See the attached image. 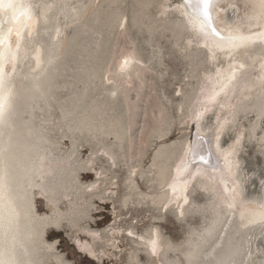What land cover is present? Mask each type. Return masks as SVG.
<instances>
[{
	"label": "bare ground",
	"instance_id": "6f19581e",
	"mask_svg": "<svg viewBox=\"0 0 264 264\" xmlns=\"http://www.w3.org/2000/svg\"><path fill=\"white\" fill-rule=\"evenodd\" d=\"M152 1L147 0V3ZM237 1L245 3V6L247 4V9L241 11ZM29 2L37 6L33 11L39 20L33 37L27 43L29 55L17 64L15 73H12L11 64L6 66V71L10 74L13 108L8 127L4 129V135L0 136V146L5 148L3 156L0 157V168L6 172L5 199L3 201L5 229L0 232V242L8 245L14 238L16 244L15 258L19 264H47L48 251L52 249V246L44 240L48 226L51 224L55 226L65 219V221L68 220L72 228L77 227L80 231L84 230L85 233L91 234L90 231L79 225V221L89 216L91 208L94 207L93 203L99 201L105 204L107 195H112V191H109L112 189L106 188L107 186L104 185H115V177L108 181L103 178L110 170L99 171L96 169L92 157L86 162L81 161L76 164L71 161V156L66 158L52 156L54 151L52 152L51 147L55 144L51 141L43 124L48 123L53 115V103H56L59 90L66 88L62 80L67 67L70 64H76L79 68L77 70H80L75 72V81L71 83L70 88L75 83L83 81L84 89L79 95L76 94L75 98L69 99L68 103V100L57 103V108H55L59 112L60 128H65L67 136L74 134L75 131L91 133L98 146L102 144L100 149L93 153V156L101 153L103 157L107 158V164L112 168L117 164L116 159L121 157L115 150V146L120 150L123 149V143L129 130L125 129L121 119L109 116L108 111H113V107L108 109L111 104L98 103L93 98L90 105L84 106L83 101L88 97L89 87L96 78L102 81L103 87L109 86L105 90L111 98L116 97L120 86L132 84L131 79L134 76L141 80L142 66H145L148 61L139 58L130 50L117 59L112 69H101V67L97 69L95 67L82 70L87 64L101 61L103 57L97 55L94 50L91 52L89 50L90 45H88L86 29L88 28L90 31L95 30V28L90 26V23L86 21L87 18L81 24L83 20L80 21L81 8L70 6L68 0H29ZM215 3L217 4L216 23L219 28L224 30L225 35L235 29H239L241 35L264 31V22L257 26L258 20L256 18L261 11L257 0H215ZM183 4L184 0H181L176 5V14L181 15V20L172 25H175L177 38L174 45L182 50L188 49V51L186 49L185 58L190 61L191 71L189 74L187 72L186 77L194 80V82H188L190 88L183 93V100L177 104V110L181 112L186 106L184 117L179 122L187 125V128L193 126L191 138L175 142L170 146H158L153 157L152 170H150L153 175L151 180L155 183L152 193H143L138 182V177L143 178L146 175V172L142 170V159L137 164H127L129 169L126 181L128 188L141 198L140 201H137L138 204L150 199L151 203L160 206L162 211L173 204L175 207L178 205V216L183 218L195 204L191 199V193L196 189L211 192L214 199H211L210 207L214 216L201 231L192 230L193 233L190 232L191 238L185 241L188 246H184V248H182V243L181 247L173 239L165 236L158 227H148L149 229L142 234L133 227L130 231L135 236L130 237L133 246L129 250L128 259L133 263L141 264L140 254L144 252L150 257L147 264H198L200 263L198 262L200 254L206 247H209L208 264H223L229 259L239 261L244 259L245 254L249 251H251L253 259L256 252L250 250L248 238L252 234H256V238L261 234L264 242V231L261 232L262 226L259 223L249 224L248 221L254 218L259 219V214L264 212V207H262L264 200L259 201L243 196L244 179L239 152L240 147L243 146L242 140L244 138L255 140L260 149H264V131L262 129V122L264 121V42L257 39L255 43L235 50L230 59L227 55L228 50L221 51L219 47L213 44L211 40H206L198 29L189 23ZM235 7V13L239 12V14L234 19L228 20L224 16V12L227 9L233 10ZM93 9L92 11H94ZM162 11V13H166L165 8ZM94 15L96 14L92 16ZM59 17L73 19L71 23L77 27L72 36L61 38L64 28L61 23L57 22ZM116 18L117 15H114L113 21L109 23L110 28L115 27ZM93 19L95 21L93 23H96L99 18L94 16ZM155 25H157L156 21L150 27L158 28ZM122 27H126L124 21L118 25V28ZM168 29L170 30V27ZM183 31L189 32V35L184 38V44L181 39ZM98 33L102 34V32ZM233 34L236 33L233 31ZM98 43L97 48H102ZM37 56L39 63H37ZM125 58H129L131 63L126 70L121 71V64ZM231 64L237 66L236 80L233 81L226 94L222 93L217 97L216 103L207 104L204 102L205 96L213 89L215 91L220 90L219 81L230 75ZM240 64H243L244 67L239 68ZM212 67H214L213 70H211ZM102 73L105 74L104 79L98 76ZM221 103L224 105L223 108L219 106ZM205 106L211 110L205 112L197 121L194 115L195 111ZM39 114L44 117L40 121L38 120ZM74 114H76L75 117H70ZM251 115L255 117L254 121L249 120ZM207 116L215 118V122L212 119L214 122L212 125H206V121L209 119ZM217 117H220V122L224 124L219 141L216 140L215 132ZM245 119L249 121V127L242 123ZM225 121L226 123H224ZM197 125H199V129H197ZM195 129L196 133L194 134ZM259 130L263 131V136H260ZM197 131L199 136L203 137L201 147L197 151L205 155L208 162L205 164L197 155L195 162L189 165L187 172L181 177V180H189L190 183L185 190L181 192L178 188L174 194L171 185L176 179V167L182 162L187 163L185 152L189 144L196 141ZM246 131L248 132L247 135H245ZM229 132H233L235 137L231 145L224 147L223 141ZM165 133L162 125H160L152 137L156 141H160L168 135ZM65 134L64 136L67 137ZM131 137H133V133ZM108 138L113 139L114 142L105 144ZM225 153H231V172L225 166ZM71 155L73 156L74 153ZM89 173L96 175V181L86 185L78 176ZM75 181L76 183L72 186ZM225 185L229 189L228 192L225 191ZM233 187L236 189L234 194L231 193ZM36 193L44 195L48 205L53 207L51 208L52 217L41 216L37 213L34 208V195ZM132 195H126L123 199L125 205L132 199ZM71 196L69 208L67 210L59 208L58 203ZM185 197L187 203L184 202ZM228 202L233 203L234 207L228 208L226 206ZM241 213H244L243 220ZM9 220H11L10 225ZM231 220L233 221L232 227L228 228ZM49 227L52 228V226ZM152 230L158 232L160 237L161 250L157 256H152L150 251L143 247L142 242L137 239V237L145 236ZM257 231L260 233L257 234ZM92 235L95 237V234ZM213 240L216 242L209 245ZM83 244L80 245L81 250L91 255L95 254L96 250H90L92 246L90 248ZM179 254L180 256L183 255V259L180 258ZM55 258L60 261V256L55 255Z\"/></svg>",
	"mask_w": 264,
	"mask_h": 264
},
{
	"label": "rangeland",
	"instance_id": "374dc122",
	"mask_svg": "<svg viewBox=\"0 0 264 264\" xmlns=\"http://www.w3.org/2000/svg\"><path fill=\"white\" fill-rule=\"evenodd\" d=\"M180 1L153 0V3H147V0H91L90 2L89 0H68L70 6L81 8L80 21L81 19L84 20L81 21V24L87 18L86 21L90 23V26L95 28V30L90 31L88 28L86 29L88 32L86 37L88 38V45H90V52L94 50L97 55L103 57L101 61L87 64L82 70L95 67L97 69L99 67L101 69H112L117 59L130 50L139 58L148 62L145 66H142L141 80H138L134 76L131 79L132 84L120 86L116 97L111 98L110 94L105 90L109 86L103 87L102 81L96 78L97 80L94 79V83L89 87L88 97L83 101L84 106L90 105L93 98V100H96L95 102H104L106 105L111 104V106H108V109L113 107V111H108L109 116H115L121 119L125 129L127 131L129 130L123 143V149L120 150L115 146V150L121 157L116 159L117 164L112 168L107 164V158L105 156L103 157L101 153L100 155L93 156V153L100 149L102 144L98 146L97 141L92 138L91 133L87 131L83 133L75 131L74 134L67 136L65 134V128H60L59 112L56 109L57 105L65 100H68V103L71 99L75 98L76 94L79 95L84 89L83 81L75 83L70 88L71 83L75 81V74L80 70H77L79 68L76 64L68 65L62 80L66 88L59 90V97L57 96L56 103H53V115L48 123L43 124L45 131L49 133L51 141L55 144L51 147L52 152L54 151L52 156L55 158L71 156V161L76 164L81 161L86 162L92 157L94 159L93 165L96 169L99 171L110 170L103 178H106L108 181L112 177H115V185H104L107 186L106 188L112 189L109 190L110 192L112 191V195H107L105 204L99 201L93 203L94 207L91 208L89 216L79 221V225L90 231L91 234L88 232L85 233L84 230L80 231L77 227L72 228L67 219V221L64 219V222L62 221L55 226L54 224L49 225L52 228L48 226L44 240L48 242V245L52 246V249L48 251L49 260L46 258L47 264H130L128 253L133 244L130 240L132 236H129L128 232L133 227L140 234L145 233L146 230L153 226L158 227L165 236L173 239L175 243L180 244V246L182 243L183 247H181L184 248V246H188V243L185 241L191 238L190 235L193 233L191 231H201L210 222V219L213 218L214 215L210 207V202L214 198L211 192L196 189L191 193V199L196 205H192L186 217L183 218L178 216V205L175 207L173 204L162 211L160 210L161 207L153 205L150 199H146L138 204L137 201H140L141 198L128 188L126 181L129 169L127 164H137L142 159V170L146 172V175L143 178L138 177V182L143 193H152L155 183L151 180L153 175L150 173V170H152L151 165L153 164V157L158 146H170L175 142L191 138L193 126L187 128V125L179 122L184 117L186 106L184 105L185 107L181 112L177 110V104L183 100V93L190 88L188 82L192 81L186 77L187 72L189 74L191 71L190 61L185 58V53H187L188 49L186 48L187 51L185 48L182 50L174 45L175 39L177 38L175 36V25H172L181 20V15L176 14V5ZM237 2L241 11L247 9V4L245 6V3ZM91 8H94L93 10L97 12L95 13ZM164 8L166 11L165 14L162 13V9ZM235 11L236 7L233 10L227 9L224 12V16L228 20H232L239 14V12L235 13ZM149 13L151 17L153 16L152 18ZM93 14H96L94 16L99 18L96 23H93L95 22L93 19L94 16H92ZM114 15H117L116 25L114 28H110L109 23L113 21ZM72 20L62 17L57 19V22L61 23L64 28V33L61 35V38L73 35L77 26L71 23ZM158 20L164 22L160 23ZM122 21L125 22L126 27L118 28V25ZM154 21H156L157 25L159 24V26L155 25L159 29L150 27ZM167 24H170L168 25L170 30ZM86 31L85 33L87 34ZM98 32H102V34ZM187 35H189V32L183 31L181 35L183 44L185 43L184 38ZM97 43L102 48H97ZM213 69L214 67L211 68V70ZM104 75L102 73L98 76L104 79ZM135 106H137L136 109ZM182 113L183 116H181ZM75 115H71L70 117H75ZM43 118L40 114L38 115L39 121ZM207 118L209 119H207L206 125H212L215 122V118H210L209 116ZM254 119L255 117H252V115L249 117V120L254 121ZM242 123L246 127H249V121L247 119L243 120ZM263 123L264 121L262 122V129L264 131ZM160 125H162V129L166 132L165 134L168 135L164 136L162 140L156 141L152 136L155 135ZM263 131H258L259 134L261 132L260 136H263ZM132 133L133 137H131ZM193 133H196V129ZM247 134L248 132L246 131L245 135ZM234 135L233 132L225 135L223 141L224 147L231 145L235 137ZM110 142H114V140L108 138L105 144H109ZM242 143L244 148L243 146L240 147L239 156L242 159L244 179L243 196L263 201L264 149H260L255 140L248 138H244ZM73 153L74 155L72 156L71 154ZM78 177L86 185L96 181V175L94 173L83 174V176L79 175ZM75 183L76 181L72 183V186ZM70 191H73V189H70ZM126 195H132V199L125 205L123 199ZM70 198L72 196L64 198L63 201L61 200L58 203L59 208L67 210L70 206ZM34 208L41 216H53L51 209L53 207L48 205L44 195L37 193L34 195ZM157 218L160 219L158 220ZM232 223L233 221L231 220L228 228L232 227ZM258 233L260 231H257ZM92 234H95V237L96 235L97 237L99 236V238L93 237ZM248 239L250 250L252 249V251L256 252L253 260L256 264H260V261L264 260V255H261L259 251L261 248H264L262 236L260 234L256 238V234H252ZM214 242L216 241H211L209 245H212ZM183 243L185 244L183 245ZM79 244L90 248L92 246L91 249H88L96 250L95 254L91 255L81 250ZM208 250L209 247L203 249L199 258L200 261L198 260L200 263L198 264H208ZM55 255L60 256V261L55 258ZM140 256L142 259L141 264H147L150 257L144 252ZM180 258L183 259V255ZM133 264L137 263L135 262Z\"/></svg>",
	"mask_w": 264,
	"mask_h": 264
},
{
	"label": "snow or ice",
	"instance_id": "6c2138e0",
	"mask_svg": "<svg viewBox=\"0 0 264 264\" xmlns=\"http://www.w3.org/2000/svg\"><path fill=\"white\" fill-rule=\"evenodd\" d=\"M257 4L261 9L258 17L257 26H260L264 22V0H257ZM36 5L29 2V0H0V136L4 135V129L8 127L11 111L13 108V92L10 85V74L6 71L8 64L12 65V73H15L17 64L27 58L29 55V49L27 43L33 37L37 24L39 22L38 17L34 13ZM183 7L185 9V15L188 17L189 23L205 37L206 40H211L213 44L220 48L221 51H227V55L231 59L233 52L237 49L246 47L250 43H255L257 39L264 42V31L256 32L249 35L239 34V29L229 31L228 35L224 34V30L219 28L216 23V7L215 0H184ZM59 35V32L57 33ZM15 36V39H13ZM37 63H39V57L37 56ZM131 63L129 58H125L121 64V71ZM232 71L224 80L219 81L220 90L215 91L213 89L208 95L205 96L204 102L207 104H214L217 102V97L222 93L226 94L228 88L236 80L237 66L230 65ZM239 68H243L244 65L240 64ZM221 108L224 105H219ZM211 109L207 106L202 109L196 110L194 115L195 119L199 121L205 112ZM226 123V121L224 122ZM224 124L220 122V117H217V124L215 127L216 140L219 141L220 133L223 131ZM199 129V125H197ZM203 137L199 136L197 131L196 141L190 143L185 156L187 157V163L182 162L181 165L176 167V179L173 181L171 188L175 194L179 188L182 192L190 183L189 180H181V177L187 172L190 164L194 163L197 155L199 159L207 164V158L205 155L199 153L197 150L201 147ZM239 143V140H237ZM5 148L0 146V157L3 156ZM231 153L224 154L225 166L229 172L232 171V163L230 160ZM193 178H195L193 176ZM223 182V181H222ZM6 188V172L3 168H0V232L5 229L4 223V204ZM225 191L229 189L225 185ZM236 189L233 187L231 193H235ZM184 202L187 203L185 197ZM228 208H233V203H226ZM264 207V205H262ZM166 208V206H165ZM183 214V213H181ZM241 219H244V213H241ZM249 224L259 223L264 231V212L259 214V219H250ZM11 220H9V225ZM247 226V225H245ZM129 236H135L132 231L128 232ZM142 242V246L147 248L152 256H157L160 252V237L155 230L150 231L145 236L137 237ZM15 240L8 245H4L0 242V264H19V261L15 258ZM260 254L264 255V248H261ZM130 264L133 262L130 261ZM223 264H256L252 259L251 251L245 254L244 259L239 261L229 259ZM260 264H264V260L260 261Z\"/></svg>",
	"mask_w": 264,
	"mask_h": 264
}]
</instances>
